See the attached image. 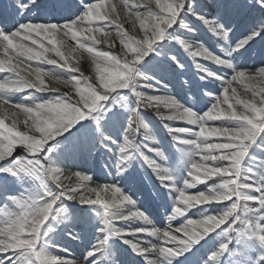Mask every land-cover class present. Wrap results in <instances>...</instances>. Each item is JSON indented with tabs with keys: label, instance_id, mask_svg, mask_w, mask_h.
I'll return each instance as SVG.
<instances>
[{
	"label": "snow or ice",
	"instance_id": "obj_1",
	"mask_svg": "<svg viewBox=\"0 0 264 264\" xmlns=\"http://www.w3.org/2000/svg\"><path fill=\"white\" fill-rule=\"evenodd\" d=\"M0 74V264H264V0H0Z\"/></svg>",
	"mask_w": 264,
	"mask_h": 264
},
{
	"label": "rangeland",
	"instance_id": "obj_2",
	"mask_svg": "<svg viewBox=\"0 0 264 264\" xmlns=\"http://www.w3.org/2000/svg\"><path fill=\"white\" fill-rule=\"evenodd\" d=\"M112 3H117L119 4L120 0H111ZM120 13H121V16H123V9H120ZM125 27H128L130 29V25H125ZM100 39H103V37H99ZM68 46L69 47H74V42L72 41H68ZM96 47L102 49V50H106V51H110L112 52L111 50H109L108 48L105 47L104 44H98L96 45ZM111 49H116V50H120L119 49V42L117 41L116 42V47L114 48H111ZM62 51H67V48L65 49H62ZM113 53H116V52H113ZM51 55V54H49ZM77 53H74L73 54V59H74V62H75V57H76ZM80 58H79V61L77 63V67H78V72L77 73H73L72 75L74 76H78L80 75L81 73H84L86 74V76H92L94 78V72H93V66L91 64V61L88 59V56L86 53H82V54H79ZM55 59H58L56 57H53ZM199 60V58H197ZM203 63H207V62H204V61H201ZM30 63H35L34 61L33 62H30ZM62 63V61H61ZM190 63V61H189ZM43 68L45 69H49V68H52L54 66L52 65H42ZM57 71H62L60 69H57ZM190 71H194V68H190ZM3 75H6V74H0V76H3ZM52 81V80H51ZM53 82V81H52ZM55 87L56 88H59L61 92H64V91H70V89L66 88L64 85H61V84H58V83H55ZM238 90L241 92V95H243V90L242 89H239ZM31 91V90H30ZM58 93H42V94H38V95H57ZM19 94H17L18 96ZM15 98V97H14ZM162 111H164V109H161ZM150 121L151 122H154L155 124V131L158 132L160 134V138L161 139H164L166 142H170V137H168L167 133H166V130H164L161 126H160V122L158 121V119L154 116H150L149 117ZM176 126H187L185 124H183L182 122H175L174 123ZM215 139V138H213ZM81 164L82 167H92L93 165H95L96 168H99L100 165H99V162L98 160H94L92 161L91 163L88 161V160H81L79 162ZM211 163V162H209ZM70 181H75V177L72 178V180ZM70 181H67V183H69ZM214 181L210 180L208 183H212ZM204 185H198L197 189H191L189 190V193L190 194H194L197 190H203L204 189ZM77 209L79 208V205H76L75 206ZM192 211H195V209H193ZM166 223V222H165ZM92 238V234L91 233H87L85 234L84 236V239H82L80 242L78 243H73L70 245V250H72L74 252V254H78L80 252H82L84 250V246L87 244L88 240ZM61 255H63V253H61Z\"/></svg>",
	"mask_w": 264,
	"mask_h": 264
},
{
	"label": "trees",
	"instance_id": "obj_3",
	"mask_svg": "<svg viewBox=\"0 0 264 264\" xmlns=\"http://www.w3.org/2000/svg\"><path fill=\"white\" fill-rule=\"evenodd\" d=\"M109 50H111L112 52H116V53L119 52V50H116V49H109ZM65 74H67V73H65ZM82 74H83V75H86V74H84V73H82ZM46 83H47L48 85L52 86V87H55V84H54L51 80L46 79ZM55 88H56V87H55ZM44 94H45V93H44ZM154 111H155V110H147V111H144V112H143V115L145 116L146 119H148V112H150L149 114H153ZM153 115H154V114H153ZM172 123H175V122H172ZM74 183H76V182H72L71 184H74Z\"/></svg>",
	"mask_w": 264,
	"mask_h": 264
}]
</instances>
